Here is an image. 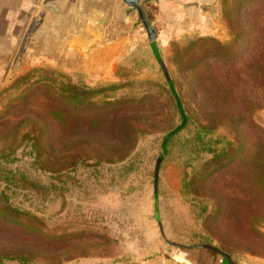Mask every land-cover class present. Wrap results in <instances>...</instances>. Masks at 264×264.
I'll use <instances>...</instances> for the list:
<instances>
[{
	"label": "rangeland",
	"instance_id": "obj_1",
	"mask_svg": "<svg viewBox=\"0 0 264 264\" xmlns=\"http://www.w3.org/2000/svg\"><path fill=\"white\" fill-rule=\"evenodd\" d=\"M211 2L173 29L138 2L158 58L128 3L134 23L91 16L72 32L59 2L68 33L50 28L80 50L107 44L111 65L42 64L21 45L0 83V264H140L161 245L264 260V0ZM242 33L235 58L190 69L197 40ZM69 85L102 93L64 115Z\"/></svg>",
	"mask_w": 264,
	"mask_h": 264
},
{
	"label": "crops",
	"instance_id": "obj_2",
	"mask_svg": "<svg viewBox=\"0 0 264 264\" xmlns=\"http://www.w3.org/2000/svg\"><path fill=\"white\" fill-rule=\"evenodd\" d=\"M67 0H0V83L6 80L8 71L16 63L17 50L24 48L30 60L38 63L81 67L111 65L115 58L112 48L104 44L100 47H86L80 49L70 46L69 37L55 36L50 28L59 24L61 33H68L69 20L59 23L55 12L61 3ZM139 3L152 8L150 12L155 26H167L172 29L181 27L182 19L186 21L192 17L195 22L211 15V9L206 4L212 0H137ZM61 2V3H59ZM78 4V9H69L64 17L72 18V32L76 27L86 25L87 17H105V22L121 23L127 19L134 23L137 18L126 4L125 0H72ZM210 5V4H209ZM212 5V4H211ZM210 5V6H211ZM64 11H60V15ZM78 19V20H77ZM75 21V22H74ZM128 26V25H127ZM126 26V27H127ZM121 26L116 25L114 32H124ZM189 24L187 28H190ZM30 31V32H29ZM165 31V30H164ZM31 33V34H30ZM77 33H80L78 30ZM73 36V35H72ZM71 37V36H70ZM64 43V50L62 44ZM26 44V45H25ZM22 45V47H21ZM65 59L61 61V53ZM140 264H234L233 258H227L220 252H214L199 246H172L161 245L156 254L138 261ZM260 264H264V260Z\"/></svg>",
	"mask_w": 264,
	"mask_h": 264
},
{
	"label": "trees",
	"instance_id": "obj_3",
	"mask_svg": "<svg viewBox=\"0 0 264 264\" xmlns=\"http://www.w3.org/2000/svg\"><path fill=\"white\" fill-rule=\"evenodd\" d=\"M245 35L240 34L237 36V41L234 39L233 44L235 46L224 45L219 43L214 38H204L197 40L199 48H195L194 55L189 58V63H191V68H197L199 64L204 61V59L210 57L219 60H228L236 57L235 49L238 45L242 46L246 41ZM64 93L68 94V97L65 98L66 102L62 103V107L65 109L64 115H67V112L73 113L74 108H78L77 111H85L87 109V102L92 100L97 95L102 93V90H84L74 92L72 86L64 87ZM61 102V101H60ZM106 105H114L106 101ZM108 107V106H106Z\"/></svg>",
	"mask_w": 264,
	"mask_h": 264
},
{
	"label": "water",
	"instance_id": "obj_4",
	"mask_svg": "<svg viewBox=\"0 0 264 264\" xmlns=\"http://www.w3.org/2000/svg\"><path fill=\"white\" fill-rule=\"evenodd\" d=\"M126 3H128L130 6H133L137 11H138V14L141 18V21L143 22V24L145 25L147 31H148V34H149V37H150V41H151V44H152V49H153V52L155 54V56L158 58V54H157V50H156V47H155V44H154V38H155V35L148 23V19H147V16L145 15L143 9L139 6L138 2L136 0H125ZM70 4H72V0H67L66 1V4H65V7H64V13H66L69 9H70ZM93 24L94 26L96 27V34L97 35H102L103 32H104V29H105V22H104V19L102 18H95L93 20ZM184 122H185V119L183 117V121H182V124L180 125V127H178L176 130H178L179 128H181L183 125H184ZM175 130V131H176ZM171 132L169 133V135L165 138V140L163 141V149H164V146L168 140V138L174 134V132ZM162 157L160 156L157 161H156V165H155V168H154V192L156 191V187H157V181H158V167H159V164H160V161H161ZM202 248H205V249H208V250H211V251H215L217 252L216 249H214L213 247H210V246H201ZM228 259L229 257L226 256Z\"/></svg>",
	"mask_w": 264,
	"mask_h": 264
}]
</instances>
